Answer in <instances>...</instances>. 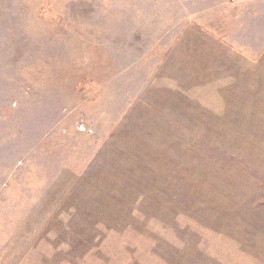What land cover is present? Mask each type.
Returning <instances> with one entry per match:
<instances>
[{
	"label": "rangeland",
	"instance_id": "374dc122",
	"mask_svg": "<svg viewBox=\"0 0 264 264\" xmlns=\"http://www.w3.org/2000/svg\"><path fill=\"white\" fill-rule=\"evenodd\" d=\"M0 264H264V0H0Z\"/></svg>",
	"mask_w": 264,
	"mask_h": 264
}]
</instances>
